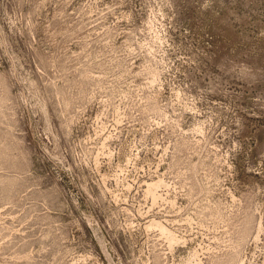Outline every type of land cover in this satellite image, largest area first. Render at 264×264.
I'll list each match as a JSON object with an SVG mask.
<instances>
[{
    "label": "rangeland",
    "instance_id": "obj_1",
    "mask_svg": "<svg viewBox=\"0 0 264 264\" xmlns=\"http://www.w3.org/2000/svg\"><path fill=\"white\" fill-rule=\"evenodd\" d=\"M0 264H264V0H0Z\"/></svg>",
    "mask_w": 264,
    "mask_h": 264
}]
</instances>
